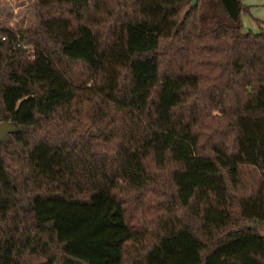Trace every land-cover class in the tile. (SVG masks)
Here are the masks:
<instances>
[{
  "label": "trees",
  "instance_id": "1",
  "mask_svg": "<svg viewBox=\"0 0 264 264\" xmlns=\"http://www.w3.org/2000/svg\"><path fill=\"white\" fill-rule=\"evenodd\" d=\"M244 10L34 0L32 27L0 17V264H264V32Z\"/></svg>",
  "mask_w": 264,
  "mask_h": 264
},
{
  "label": "rangeland",
  "instance_id": "2",
  "mask_svg": "<svg viewBox=\"0 0 264 264\" xmlns=\"http://www.w3.org/2000/svg\"><path fill=\"white\" fill-rule=\"evenodd\" d=\"M245 10L241 21L245 31L264 32V0H242ZM34 0H2L0 17L5 25L13 30L24 29L34 25ZM11 165L17 172L18 162L12 158ZM264 232V225H258Z\"/></svg>",
  "mask_w": 264,
  "mask_h": 264
},
{
  "label": "water",
  "instance_id": "3",
  "mask_svg": "<svg viewBox=\"0 0 264 264\" xmlns=\"http://www.w3.org/2000/svg\"><path fill=\"white\" fill-rule=\"evenodd\" d=\"M196 0H192V5H195ZM15 129V125L13 123L4 121L0 122V140H7L9 138V133Z\"/></svg>",
  "mask_w": 264,
  "mask_h": 264
},
{
  "label": "crops",
  "instance_id": "4",
  "mask_svg": "<svg viewBox=\"0 0 264 264\" xmlns=\"http://www.w3.org/2000/svg\"><path fill=\"white\" fill-rule=\"evenodd\" d=\"M245 31V30H244Z\"/></svg>",
  "mask_w": 264,
  "mask_h": 264
}]
</instances>
